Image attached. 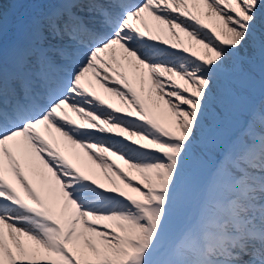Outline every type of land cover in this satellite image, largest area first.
Returning <instances> with one entry per match:
<instances>
[{"label":"snow or ice","instance_id":"obj_1","mask_svg":"<svg viewBox=\"0 0 264 264\" xmlns=\"http://www.w3.org/2000/svg\"><path fill=\"white\" fill-rule=\"evenodd\" d=\"M0 264H264V0H0Z\"/></svg>","mask_w":264,"mask_h":264},{"label":"bare ground","instance_id":"obj_2","mask_svg":"<svg viewBox=\"0 0 264 264\" xmlns=\"http://www.w3.org/2000/svg\"><path fill=\"white\" fill-rule=\"evenodd\" d=\"M6 4H7V3H6ZM8 5H10V3H9ZM14 14H16V10H15V7L13 6V8L10 9V11H9V16L12 17ZM117 103H118V102H117ZM78 151H82V150H78ZM84 162H87V161H86V158H84ZM89 163H90V162H89Z\"/></svg>","mask_w":264,"mask_h":264}]
</instances>
